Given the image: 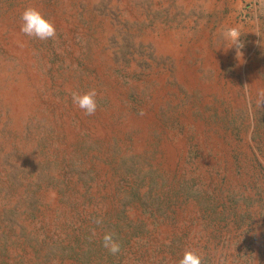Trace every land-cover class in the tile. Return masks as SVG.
<instances>
[{
  "label": "rangeland",
  "instance_id": "rangeland-1",
  "mask_svg": "<svg viewBox=\"0 0 264 264\" xmlns=\"http://www.w3.org/2000/svg\"><path fill=\"white\" fill-rule=\"evenodd\" d=\"M261 90V0H0V264H264Z\"/></svg>",
  "mask_w": 264,
  "mask_h": 264
},
{
  "label": "clouds",
  "instance_id": "clouds-1",
  "mask_svg": "<svg viewBox=\"0 0 264 264\" xmlns=\"http://www.w3.org/2000/svg\"><path fill=\"white\" fill-rule=\"evenodd\" d=\"M264 5V0H261ZM20 32L30 38H37L41 41L55 39L56 29L54 24L45 18L43 13L32 6L26 7L20 14ZM223 41L227 43V48L235 46L236 57L239 60L242 57L240 49L243 43L240 40L241 33L237 27H228L221 32ZM97 92L90 89L84 93L73 92L71 99L73 104L81 109L85 115H94L97 110ZM264 103V90L257 93V104L260 107ZM94 223L101 224L102 218L94 220ZM102 246L112 255L120 251V244L114 239L112 233H105L102 237ZM177 264H202V257L192 249H186Z\"/></svg>",
  "mask_w": 264,
  "mask_h": 264
}]
</instances>
